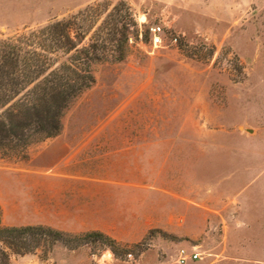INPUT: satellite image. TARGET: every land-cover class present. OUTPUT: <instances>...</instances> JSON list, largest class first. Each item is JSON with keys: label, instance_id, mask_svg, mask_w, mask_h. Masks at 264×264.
Masks as SVG:
<instances>
[{"label": "rangeland", "instance_id": "374dc122", "mask_svg": "<svg viewBox=\"0 0 264 264\" xmlns=\"http://www.w3.org/2000/svg\"><path fill=\"white\" fill-rule=\"evenodd\" d=\"M102 1L0 0V36ZM118 1L108 0L109 7ZM122 1L132 8L138 38L125 60L94 66L96 82L64 114L62 130L179 132L170 169H150V176L162 182L165 174L180 175L181 192L195 191L197 232L176 236L153 227L137 241H119L116 253L94 240L74 249L57 243L46 257L41 250L11 254L7 264H173L181 248L201 253L186 264H264V0ZM152 25L164 29L161 47L152 43ZM28 158L0 159V173ZM66 215L56 220L67 229L96 225L118 240L132 237L124 224ZM38 221L46 218L0 212L5 226ZM0 249L9 251L1 241Z\"/></svg>", "mask_w": 264, "mask_h": 264}, {"label": "crops", "instance_id": "0c3cea01", "mask_svg": "<svg viewBox=\"0 0 264 264\" xmlns=\"http://www.w3.org/2000/svg\"><path fill=\"white\" fill-rule=\"evenodd\" d=\"M152 134L62 130L39 142L36 149L30 148L28 161L0 173L4 215L20 217L30 211L35 218H46L33 224L66 232L113 233L96 225L67 229L56 220L66 214L69 218L102 220L111 227L124 224L132 237H114L118 241H137L153 227L176 236L195 234V191L188 195L181 192L180 175L165 174L162 182L150 176V169H170L168 160L174 148H180L181 134ZM155 151L162 156H156ZM204 208L200 211L212 216L213 209ZM179 219L184 225L178 223Z\"/></svg>", "mask_w": 264, "mask_h": 264}, {"label": "trees", "instance_id": "16d2710c", "mask_svg": "<svg viewBox=\"0 0 264 264\" xmlns=\"http://www.w3.org/2000/svg\"><path fill=\"white\" fill-rule=\"evenodd\" d=\"M109 6L104 0L72 17L0 36V159H24L31 146L57 136L64 114L95 84L94 66L128 57L138 23L126 2ZM86 240L112 246L114 253L121 247L98 230L71 233L43 224L0 222V241L9 250L0 249V264H7L11 254L41 250L46 257L57 243L74 249Z\"/></svg>", "mask_w": 264, "mask_h": 264}, {"label": "built area", "instance_id": "2783aa9c", "mask_svg": "<svg viewBox=\"0 0 264 264\" xmlns=\"http://www.w3.org/2000/svg\"><path fill=\"white\" fill-rule=\"evenodd\" d=\"M149 32L151 35V40L154 47L163 46V32L164 29L161 25H152L149 27ZM174 42H177V37L172 39ZM201 258V253L196 250L188 251L186 248H181L177 259L173 264H186L190 260H198Z\"/></svg>", "mask_w": 264, "mask_h": 264}, {"label": "bare ground", "instance_id": "6f19581e", "mask_svg": "<svg viewBox=\"0 0 264 264\" xmlns=\"http://www.w3.org/2000/svg\"><path fill=\"white\" fill-rule=\"evenodd\" d=\"M142 20H145V18H142ZM106 255V254H105ZM111 257V254L107 255V258Z\"/></svg>", "mask_w": 264, "mask_h": 264}]
</instances>
